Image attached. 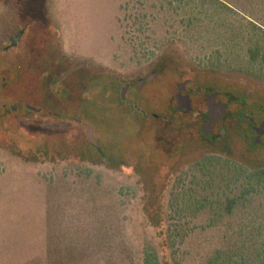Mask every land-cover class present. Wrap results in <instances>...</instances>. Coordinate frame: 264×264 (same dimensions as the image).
<instances>
[{"label":"rangeland","instance_id":"374dc122","mask_svg":"<svg viewBox=\"0 0 264 264\" xmlns=\"http://www.w3.org/2000/svg\"><path fill=\"white\" fill-rule=\"evenodd\" d=\"M216 1L0 0V264H264V152L164 121L186 80L264 99V0Z\"/></svg>","mask_w":264,"mask_h":264},{"label":"flooded vegetation","instance_id":"af4514ba","mask_svg":"<svg viewBox=\"0 0 264 264\" xmlns=\"http://www.w3.org/2000/svg\"><path fill=\"white\" fill-rule=\"evenodd\" d=\"M132 86H137L135 90L139 92L144 86L167 85L141 81L136 85L128 84L124 89H131ZM120 99L122 103L126 102L122 97ZM195 102L205 109L204 111L198 110L196 120L200 122L202 133L210 136L211 143L228 149L229 135L232 132L242 146L243 155L255 151L264 152V99L249 95L238 96L232 92H227L225 96H222L220 92L209 86L192 84L191 80H186L176 85L175 94L166 104L165 113L170 116H164V121L169 123L173 116L191 114L194 112ZM134 106L136 105L129 104L131 109ZM186 106H190L189 111L186 110ZM6 107L5 103L0 104V118L5 115ZM136 108L138 109V106ZM14 110L15 107L11 105L9 112ZM223 110L225 115L223 118H219V114ZM141 113L147 114L144 110Z\"/></svg>","mask_w":264,"mask_h":264},{"label":"trees","instance_id":"16d2710c","mask_svg":"<svg viewBox=\"0 0 264 264\" xmlns=\"http://www.w3.org/2000/svg\"><path fill=\"white\" fill-rule=\"evenodd\" d=\"M177 1H182V0H177ZM206 1H208V3H210L209 0H205V2ZM212 1L213 2H218L216 0H212ZM249 53H250V58H251L252 61H256L259 58V53L260 52H259L258 49L250 50ZM165 60H166L165 57L162 58V62L165 61ZM162 65L166 66V64H162ZM167 124H169V123H167ZM180 131H182V130H180ZM164 143H166L167 146L168 145L170 146V144L167 143L166 141H164ZM165 152L167 153L166 154V158L168 160L167 163L173 165L178 160L179 161L181 160L182 153H180V149L179 148H177V149L176 148L174 149L172 147L169 148V149L167 148V150ZM23 160L26 161V162H29L31 160L32 161H39L38 159H32V158L31 159L30 158H28V159L24 158ZM153 175H154V172L152 173V177H153ZM150 184H151L150 188L148 187V189H147L148 193L150 194V197L147 198V200H146V211L149 213V216L151 218V221H153L152 223H154V226L155 227H159L160 226V219L155 214V209H156L155 205L157 204V199H158L157 192L155 190V185H153L152 182ZM145 264H150L148 257L145 259Z\"/></svg>","mask_w":264,"mask_h":264},{"label":"water","instance_id":"95a60500","mask_svg":"<svg viewBox=\"0 0 264 264\" xmlns=\"http://www.w3.org/2000/svg\"><path fill=\"white\" fill-rule=\"evenodd\" d=\"M186 110L189 111L190 110V106H186ZM225 115V111L223 110L220 114H219V118H223ZM88 136L89 139L91 141V144L96 148V150L101 153V149L100 147L97 145L96 141L93 139V131L92 129H88ZM102 154V153H101ZM103 155V154H102Z\"/></svg>","mask_w":264,"mask_h":264}]
</instances>
